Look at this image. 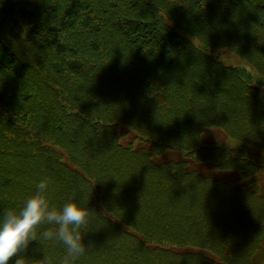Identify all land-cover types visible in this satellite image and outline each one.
I'll return each mask as SVG.
<instances>
[{
    "label": "trees",
    "instance_id": "obj_1",
    "mask_svg": "<svg viewBox=\"0 0 264 264\" xmlns=\"http://www.w3.org/2000/svg\"><path fill=\"white\" fill-rule=\"evenodd\" d=\"M156 1L177 15L183 30L162 22L151 0H0V204L12 201L19 173H28L17 158L39 173L62 172L44 157L39 140L76 158L65 142L78 149L68 104L113 110L114 99L120 111L157 125L148 135L166 150L153 155L156 167L183 165L187 175L246 188L241 173L257 170L256 161L264 159V0ZM216 48L238 56L256 75L221 61ZM52 76L77 85L73 91L80 94H62ZM151 145L135 150L152 152ZM251 178L264 197V176ZM36 243L40 249L20 254L24 264H41L45 256L54 264L47 240ZM174 252L214 260L201 249ZM252 261H264V241Z\"/></svg>",
    "mask_w": 264,
    "mask_h": 264
},
{
    "label": "rangeland",
    "instance_id": "obj_2",
    "mask_svg": "<svg viewBox=\"0 0 264 264\" xmlns=\"http://www.w3.org/2000/svg\"><path fill=\"white\" fill-rule=\"evenodd\" d=\"M151 1L155 2V15L162 22L170 20L177 26L173 24L175 29L183 30L177 15L170 16L163 3ZM18 34L16 42L20 43L24 35ZM183 34L187 36L185 30ZM214 53L224 63L241 64L256 75L233 53L217 48ZM34 59L44 62L39 57ZM42 66L45 67L43 64L39 67ZM51 79L57 82L62 94L77 88L55 76ZM72 94L80 93L73 91ZM113 102V110L104 104L90 105L89 109L82 105L66 106L67 112H73L70 129L76 138L80 136L76 140L78 149L69 147V140L65 139L69 151L76 152V158L60 145L34 137L46 147L44 157L54 161L53 165L63 166L62 172L39 173L25 159L17 158V164L28 173H19L18 192L12 201L0 204L2 219L6 210L21 209L36 194L37 185L47 180L46 196L50 205L62 208L65 203L76 202L94 211L89 223L80 229L85 254L75 264H254L252 256L264 241V197L259 196L251 177L264 176V159L256 161L261 164L255 167L257 170L241 173L245 183L248 182L242 191L231 184L187 175L183 165L156 167L152 163L153 155L166 150L148 135V131L152 135L156 133L157 125L144 124L132 117V112L116 108L115 99ZM106 112L108 118L103 119ZM83 117L98 123L86 124ZM230 142L236 144V141ZM151 144L155 145L152 152L135 150L139 145L149 148ZM27 148L35 151V146ZM46 227L38 229V239ZM38 239L27 249H40ZM47 243L54 264H61L65 246L54 240ZM186 247L204 250L214 260L174 252Z\"/></svg>",
    "mask_w": 264,
    "mask_h": 264
},
{
    "label": "clouds",
    "instance_id": "obj_3",
    "mask_svg": "<svg viewBox=\"0 0 264 264\" xmlns=\"http://www.w3.org/2000/svg\"><path fill=\"white\" fill-rule=\"evenodd\" d=\"M48 181L37 185L35 195L28 198L19 210H7L0 220V264H24L23 256L32 241L38 239V229L47 225L39 235L44 240L61 242L66 254L61 264H75L85 254L80 229L89 223L93 210L85 209L76 202L65 203L62 208L50 205L46 196ZM41 264H52L48 257Z\"/></svg>",
    "mask_w": 264,
    "mask_h": 264
}]
</instances>
